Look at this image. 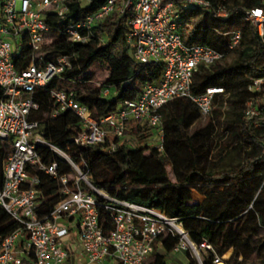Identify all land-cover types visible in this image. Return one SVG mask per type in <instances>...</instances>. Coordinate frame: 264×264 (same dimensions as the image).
<instances>
[{"label": "built area", "instance_id": "built-area-1", "mask_svg": "<svg viewBox=\"0 0 264 264\" xmlns=\"http://www.w3.org/2000/svg\"><path fill=\"white\" fill-rule=\"evenodd\" d=\"M66 2L4 0L0 6V209L16 226L7 235L1 233L0 227V264H68L70 258L76 264H149L154 242L168 234L179 240L175 252L188 250L199 264H203L201 254L209 252L214 254L211 264H230L232 254L225 259L215 255L206 240L200 244L191 242L177 221L165 213L112 199L91 185L79 165L66 152L49 144L37 123L30 120V114L38 108L33 101L35 90L46 88L70 68L67 56L45 58V47L53 32L44 18L52 12L65 20ZM227 6L225 0L216 6L210 0H106L95 12L70 22L64 31L68 41L84 44L93 25L114 13L124 16L129 27L125 41L134 60L162 66L157 83L142 86L134 99L119 104L100 120L93 119L72 92L52 91L56 105L52 116L69 111L81 122L71 143L78 148L103 146L105 151L113 152L133 122L139 131L155 134L159 140L155 147L161 148L160 110L174 99L192 102L202 118L210 115L215 96L224 95V89L214 86L193 94L199 66H225V60L236 54L247 39V30L264 46V6ZM204 12L213 22L225 26L232 25L231 18L240 15L239 27L212 29L228 41L226 53L183 43L181 31L193 32V15ZM248 90L255 94L244 109L245 118L251 120L264 105V73L251 78ZM107 94L108 90H104L103 95ZM44 151L68 164L72 172L60 173L56 162L45 161ZM41 175L57 183L56 194L60 197L47 214L41 202L45 183ZM98 198L108 202L103 209L111 218L112 228L106 233L97 211ZM66 244L80 246V253L73 255Z\"/></svg>", "mask_w": 264, "mask_h": 264}, {"label": "trees", "instance_id": "trees-1", "mask_svg": "<svg viewBox=\"0 0 264 264\" xmlns=\"http://www.w3.org/2000/svg\"><path fill=\"white\" fill-rule=\"evenodd\" d=\"M3 1L0 0V6ZM210 1L215 6L223 2ZM225 1L228 9L264 6L262 0ZM105 2L67 0L65 20H59L52 12L46 14L44 22L53 34L45 47V58L67 56L70 68L46 88L35 90L33 101L38 108L30 114V120L37 123L49 144L66 152L79 165L91 185L105 191L110 198L165 213L177 221L191 242L200 244L206 240L219 257L228 250L233 251L230 264H254L255 260L264 263V105L259 106V114L251 120L244 116L247 101L255 95L248 90L250 80L264 73V46L247 30L250 35L245 40L247 45L243 42L241 46H245L237 51L238 56L231 65L199 66L193 94L217 86L224 89V95L215 96L212 111L205 118L185 98L163 106L161 148L148 142L154 136L151 131H139L133 122L113 152L105 151L103 146L78 148L71 139L80 131L81 122L69 111L52 116L56 110L52 91L72 92L88 108L91 117L100 120L119 104L135 98L140 89L133 86L141 88L157 83L162 74L160 64H140L134 60L125 41L129 27L124 16L114 13L93 25L84 44L68 41L64 34L66 26L95 12ZM193 16L196 18L194 31L186 30L182 34L183 43L189 47L205 45L226 53L228 41L212 29L239 27L240 15L231 18L234 23L230 26L213 22L206 12ZM96 62L105 67L106 81L95 92H82L80 88L89 80V70ZM104 90H108L106 96ZM43 154L47 163L58 164L60 173L72 172L61 159L51 157L46 151ZM235 154L240 157L237 161L233 160ZM41 177L45 180L41 202L47 214L60 197L56 194L57 183ZM193 190L203 196L200 206L192 203ZM98 202L100 224L106 233L112 228L111 218L103 209L108 202L100 198ZM0 227L4 235L16 228L2 209ZM178 244V238L170 234L158 237L149 264H175L168 256ZM181 252L185 261L180 264H197L188 250ZM213 257L211 252L202 253V263L211 264Z\"/></svg>", "mask_w": 264, "mask_h": 264}, {"label": "rangeland", "instance_id": "rangeland-1", "mask_svg": "<svg viewBox=\"0 0 264 264\" xmlns=\"http://www.w3.org/2000/svg\"><path fill=\"white\" fill-rule=\"evenodd\" d=\"M19 7H20V2L18 1L17 2V8H19ZM181 33L182 34L183 33H186V31L185 30H182ZM245 43H246V41H244V44ZM245 45H247V44H245ZM244 46H241V47H244ZM241 47H240V49H241ZM237 56H238V53H236L233 56H230L228 59H226L225 60V66L231 65L236 60ZM106 74L107 73H106L105 67L101 63L96 62L95 64H93V66L89 70V74H88L89 80L86 82V84L84 85V87L80 88V90L82 92H95V91H97L98 88H100V86H102V84H104V82L106 81V78H107V75ZM133 87H136V89H140V86H133ZM129 89L132 90V87H129ZM127 139H130L132 142H134L131 138H127ZM152 140L150 139L148 142L150 144H152L153 146L156 145L158 143V141H159L158 140V137L155 134H154ZM146 155L148 156V152H146ZM239 159H240V157H238L236 154L233 156V160L237 161ZM226 161L227 162H230L229 159H227ZM147 164L150 165L151 163L148 161ZM192 192H193V197H192L193 201H192V203L193 204H197V198H198L197 197V193H199V192L197 190H193ZM234 227L236 228V226H234ZM66 247L70 250V252L73 255H76V252L78 250H81L80 249V246H78V245L72 246L70 244H66ZM227 252H229L230 254H232L231 258L234 256L233 255V251L228 250ZM225 254H224V258L226 259V258L229 257L230 254L227 255L226 257H225ZM190 257L193 260L196 261L194 255H192L191 253H190ZM168 260H171L172 263H175V264H180L181 262H184L185 261L184 258H183V255H182V252L181 251H176V252L174 251V252H172L171 255L168 256ZM70 264H72V263H70ZM254 264H264V263H262L261 260H255Z\"/></svg>", "mask_w": 264, "mask_h": 264}, {"label": "crops", "instance_id": "crops-1", "mask_svg": "<svg viewBox=\"0 0 264 264\" xmlns=\"http://www.w3.org/2000/svg\"><path fill=\"white\" fill-rule=\"evenodd\" d=\"M195 192V191H194ZM191 197H193V192L191 193ZM197 205L198 206H200V204H201V202H202V200H203V196L200 194V193H197ZM192 201H193V199H192ZM77 254L78 253H80V250H78L77 252H76ZM72 261V262H71ZM70 263H74V264H76V261H74L72 258H70V262L68 263V264H70Z\"/></svg>", "mask_w": 264, "mask_h": 264}, {"label": "water", "instance_id": "water-1", "mask_svg": "<svg viewBox=\"0 0 264 264\" xmlns=\"http://www.w3.org/2000/svg\"><path fill=\"white\" fill-rule=\"evenodd\" d=\"M196 259V258H195ZM196 262L199 264L198 260L196 259Z\"/></svg>", "mask_w": 264, "mask_h": 264}]
</instances>
